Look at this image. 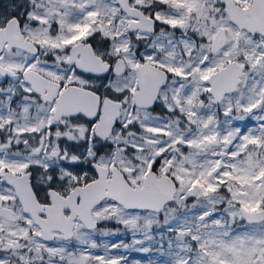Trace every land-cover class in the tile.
<instances>
[{
    "label": "snow or ice",
    "instance_id": "1",
    "mask_svg": "<svg viewBox=\"0 0 264 264\" xmlns=\"http://www.w3.org/2000/svg\"><path fill=\"white\" fill-rule=\"evenodd\" d=\"M0 264H264V0H0Z\"/></svg>",
    "mask_w": 264,
    "mask_h": 264
},
{
    "label": "rangeland",
    "instance_id": "2",
    "mask_svg": "<svg viewBox=\"0 0 264 264\" xmlns=\"http://www.w3.org/2000/svg\"><path fill=\"white\" fill-rule=\"evenodd\" d=\"M125 242L130 243L131 242V237L130 236H125L123 237ZM125 255L128 257V260L131 262L133 260H141L146 262L150 257H155L156 253L151 252V253H141V252H126Z\"/></svg>",
    "mask_w": 264,
    "mask_h": 264
}]
</instances>
